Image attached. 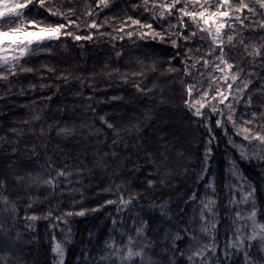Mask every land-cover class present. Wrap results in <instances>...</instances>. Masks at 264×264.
Segmentation results:
<instances>
[{"label": "snow or ice", "instance_id": "snow-or-ice-1", "mask_svg": "<svg viewBox=\"0 0 264 264\" xmlns=\"http://www.w3.org/2000/svg\"><path fill=\"white\" fill-rule=\"evenodd\" d=\"M100 40L116 62H106L100 75L105 84L133 90L131 114L121 103L113 105L118 115L96 111L125 97L97 99L107 89L93 72L75 77L86 114L100 125L88 126L90 155L74 140L84 125L78 129L71 116L48 125L67 141L55 151L43 126L40 143L23 150L20 139L0 135L8 145L0 161V264H71L69 246L81 244L76 264H264V179L253 183L241 168L256 161L264 172V0H0V100L24 95V83L35 93L52 87L48 78L69 82L71 73L37 67L35 58ZM162 106L181 109L204 134L202 157L195 141L174 143L152 123ZM8 132L23 136L16 127ZM221 143L229 166L217 174L209 161ZM94 169L107 175L108 195L98 208L73 195L83 197ZM160 192L180 195L163 199ZM52 198L68 205L54 207ZM108 208L103 235L89 231L86 244L76 238L71 218ZM33 244L42 260L28 258Z\"/></svg>", "mask_w": 264, "mask_h": 264}, {"label": "trees", "instance_id": "trees-1", "mask_svg": "<svg viewBox=\"0 0 264 264\" xmlns=\"http://www.w3.org/2000/svg\"><path fill=\"white\" fill-rule=\"evenodd\" d=\"M123 6V5H122ZM154 47L159 48V45H154ZM110 46L104 40H100L98 43L88 42L83 48L77 47L76 45L70 43L67 49L58 48L54 49L51 55L41 54L39 57L35 58L34 63L39 67L41 63H48L50 66H54L57 72L61 70H66L64 75L71 73L73 78L69 82H62L61 80L53 78L45 79V83L52 85V87L44 88L33 93L28 89L27 83H24V95H12L10 101L0 100V135L7 134L9 136V141L12 139H20V148L23 150L25 143L29 147L37 145L40 140L37 139L36 133L39 132L41 126L45 129L44 141L47 143V137L51 135L54 137L53 140V150L55 151V144L60 143L63 147L67 144V141L60 137H55L56 128L53 127L51 132L48 131L49 124H63L68 122V117L71 116L72 123H74L77 128L83 124V136L80 135L79 131L74 137L75 141L80 143V149L83 151L87 149L89 155L95 147L94 138L88 135V126L99 127V123L94 121L92 117L86 114V109L84 108V102L76 94V88L79 86V80L75 79L76 76L83 75L85 77H91L93 72H95L96 78L95 82L99 88L107 89V95L103 92L97 93V99H108L110 95L116 94L125 97L124 101L120 102H109L100 105L96 108L97 112L101 110L109 112L111 115H118V111L114 110L113 105L117 103L123 104L122 111L124 113L131 114L133 104L128 100L131 96L132 89L129 86L114 88L111 85L105 84L104 80L107 77L100 75L101 69L104 64L108 62L109 64H115V60H109V57L114 54L109 50ZM41 74L44 77H49L50 74L46 70L41 69ZM37 79H39L37 77ZM21 80H25V77H21ZM56 85H59V91L56 90ZM150 86V85H149ZM3 90L0 89V92ZM14 92L18 93L19 88H14ZM84 91L92 95L91 89H84ZM41 96H51V101H43L40 99ZM33 98L35 103H32ZM24 105H28L25 107ZM39 114L40 120H33L32 117ZM154 120L153 124H158L163 132H168L171 134L169 137H175L174 143L179 144L181 141L189 142L195 141L194 145L199 147V155H203V143L202 138L204 134L202 132H197L194 126H189L187 119L183 115V111L175 106L169 108L167 106H162L157 112L153 113ZM20 121H31L28 123H20ZM11 127H16L23 130L22 137H13V135L8 132ZM35 130V132L33 131ZM148 131V129H145ZM149 135L153 133L148 131ZM87 137V139H85ZM8 145L3 144L0 141V161L3 160V148ZM71 149L72 145H68ZM226 145L221 143L219 147L214 148V159L209 161L210 170L216 172L217 174H222L228 165V155L229 153L225 151ZM51 155V153H50ZM57 156L62 157L63 153L56 152ZM194 167H199L200 161L195 159ZM70 163L72 161H69ZM241 168L243 169L245 175L253 183L259 184L262 179H264V172H262L261 166L258 162L253 161L250 164L241 162ZM178 172H182L183 169L178 168ZM94 174L84 181V187L81 189L83 192V197L79 193H73L77 199H83V202L88 207L98 208L100 202L108 195L103 191L106 186L107 175L98 170H93ZM176 187H180V179L175 180ZM180 193L177 192H160L157 193V197L163 196V199H169V196H177ZM59 196V193H57ZM114 198V197H113ZM150 199H153L150 197ZM53 206L55 207L57 203L61 208H65L68 205V200H58L57 198H52ZM111 209L101 210L97 213H88L85 217H73L72 219V230L77 239H81L87 243V237L89 231L96 232L103 235L104 230L110 227L108 219V211ZM63 226V225H61ZM37 231L40 233L44 232V229L38 225ZM58 239H63V236L57 233ZM47 246V241L45 242ZM84 245H77L75 247H70L69 261L71 264H76V261L80 257V250ZM36 257L37 259H43V255L33 244L30 246V252L28 258Z\"/></svg>", "mask_w": 264, "mask_h": 264}]
</instances>
